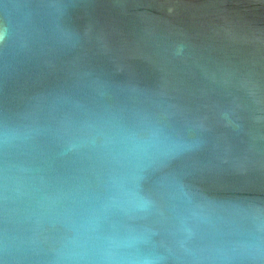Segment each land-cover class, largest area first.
<instances>
[{
  "label": "water",
  "instance_id": "95a60500",
  "mask_svg": "<svg viewBox=\"0 0 264 264\" xmlns=\"http://www.w3.org/2000/svg\"><path fill=\"white\" fill-rule=\"evenodd\" d=\"M0 264H264V0H0Z\"/></svg>",
  "mask_w": 264,
  "mask_h": 264
}]
</instances>
